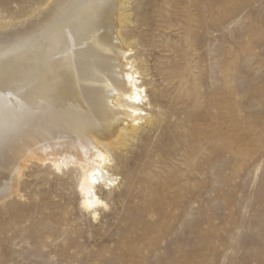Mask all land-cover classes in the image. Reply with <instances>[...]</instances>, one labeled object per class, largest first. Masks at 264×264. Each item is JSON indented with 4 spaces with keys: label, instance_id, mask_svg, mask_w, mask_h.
Instances as JSON below:
<instances>
[{
    "label": "rangeland",
    "instance_id": "rangeland-1",
    "mask_svg": "<svg viewBox=\"0 0 264 264\" xmlns=\"http://www.w3.org/2000/svg\"><path fill=\"white\" fill-rule=\"evenodd\" d=\"M47 1L0 0V32ZM119 14L150 106L109 151L107 206L82 207L81 168L28 162L0 201V264H264V0Z\"/></svg>",
    "mask_w": 264,
    "mask_h": 264
},
{
    "label": "bare ground",
    "instance_id": "bare-ground-1",
    "mask_svg": "<svg viewBox=\"0 0 264 264\" xmlns=\"http://www.w3.org/2000/svg\"><path fill=\"white\" fill-rule=\"evenodd\" d=\"M128 1L49 0L0 32V201L34 160L81 168L82 207L96 215L107 206L96 189L107 194L117 181L109 151L138 131L150 106L119 32Z\"/></svg>",
    "mask_w": 264,
    "mask_h": 264
}]
</instances>
